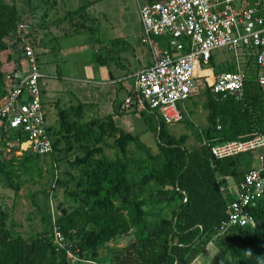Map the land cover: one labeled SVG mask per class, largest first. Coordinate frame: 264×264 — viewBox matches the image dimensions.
Segmentation results:
<instances>
[{
	"label": "trees",
	"instance_id": "16d2710c",
	"mask_svg": "<svg viewBox=\"0 0 264 264\" xmlns=\"http://www.w3.org/2000/svg\"><path fill=\"white\" fill-rule=\"evenodd\" d=\"M93 2L65 11L73 31L88 28L85 23L92 18L85 9ZM18 22L22 21L14 5L0 3V51L7 48L5 39ZM245 61V65L250 63ZM206 67L214 68L212 56ZM232 68V62L226 63L212 71L210 82L205 81L206 125L199 130L191 127L196 142L190 145L185 143L186 133L170 134L156 114L150 126L156 137L152 152L139 141L138 133L115 124L114 112L83 119V110L91 103L77 101L58 107L56 127H47L51 141L47 156L54 169L49 189L42 192L48 202L54 190L62 188L63 201L68 203L57 202L54 211L48 203V216L40 218L46 229L34 233H19L12 223L7 226L0 219V264H69L64 251L54 249L52 226L72 253L93 260L98 247L130 234L124 246L106 248L107 264H190L209 242L215 247L209 264H264V192L249 208L252 224H233L218 232L232 199L227 178H235L236 183L243 176L249 168V153L215 158L209 144L264 133V86L248 78L240 97L212 96L214 77ZM4 93L0 69V99ZM137 112L146 119V111ZM8 138L3 130L0 150ZM39 156L29 150L19 157L8 155L0 160V173L16 190L20 172L40 173L29 166Z\"/></svg>",
	"mask_w": 264,
	"mask_h": 264
},
{
	"label": "built area",
	"instance_id": "2783aa9c",
	"mask_svg": "<svg viewBox=\"0 0 264 264\" xmlns=\"http://www.w3.org/2000/svg\"><path fill=\"white\" fill-rule=\"evenodd\" d=\"M137 14L140 41L150 50V63L136 71L135 85L123 98L121 109L154 113L166 124L179 122L183 117L179 102L194 91L195 77L204 74L199 65L206 67L212 50L220 47L232 51L233 68L214 77L210 88L213 97H240L243 81L248 78L264 86V0L145 1L137 4ZM28 33V25L18 22L5 39L9 50L5 59L8 57L13 67L4 77L5 93L0 99V142L6 130L9 138L4 146L12 144L20 152L29 150L42 156L51 151V141L38 84L41 74ZM18 57L25 61V71L15 62ZM247 59L250 63L245 65ZM20 136L24 140H19ZM208 148L215 158L259 149L257 167H249L234 185H227L232 199L226 207V222H221L218 232L233 224H252L249 208L264 192V133L216 141ZM50 235L54 249L63 250L69 264H98L72 253L55 226Z\"/></svg>",
	"mask_w": 264,
	"mask_h": 264
},
{
	"label": "rangeland",
	"instance_id": "374dc122",
	"mask_svg": "<svg viewBox=\"0 0 264 264\" xmlns=\"http://www.w3.org/2000/svg\"><path fill=\"white\" fill-rule=\"evenodd\" d=\"M87 1L92 0H0V3H12L14 5L16 14L22 22L28 25L30 38L34 41L33 50L36 54L38 71L41 74L38 84L45 113L44 122L47 127H56L58 107L63 108L76 103L68 90V78L81 75L83 67L88 68L92 64L99 65L100 63L96 59L100 57L105 62L104 65L111 66L114 60L119 59L123 65H129L131 69L135 68V62L130 51L131 47L128 43L117 37L107 40L110 35L107 36L106 33L101 32L104 29L102 21H105L101 13L106 15L112 25H118V20H122L123 24L119 22V31L120 28L124 29L125 34L123 37L135 38L146 50L145 45L139 40L140 27L137 14V4H142L145 0H120L124 7H122L118 17L108 16L107 9L104 12L100 11V13L96 11L91 14L94 17L85 23L88 28L75 32L68 19L64 17L65 11L76 9ZM105 3L108 5V2ZM113 29L112 34L117 35L115 33L117 32V26ZM101 39L105 41L103 45L107 43L108 48L99 47L97 43H94V40ZM243 51L251 50L244 48ZM6 52H9V50L0 51V69L4 77L13 67V63L5 59ZM118 54L119 58H116ZM211 54L214 68L203 67L202 71L207 76L205 79L198 74L201 70L196 71L199 77H195L194 91L188 98L179 102V106L183 111V119L179 122L165 124L166 130L172 135L177 136L186 133L185 143L187 145L196 142L191 127L194 126L199 130L206 125V110L203 108L205 81L207 83L211 81L213 70H219L226 63L233 61V53L226 47L214 49ZM15 62L20 63V71L26 70L25 61L22 58H16ZM251 73L252 69H248V75H252ZM97 115L98 113L94 109L84 108L83 110V119ZM145 117L144 120L143 116L137 111L131 112L127 124H124V122L118 124L125 131L138 133L139 141L148 146L152 152H155L156 137L150 126L155 123L156 116L154 113L147 112ZM106 141L110 142L111 138H107ZM19 152L15 145H7L0 150V160L6 159L11 154L19 157L21 155V152ZM109 152L110 150L104 147V153L109 154ZM258 153L259 149H255L246 156L248 167H257ZM29 163L30 167L35 166L40 173L37 174L34 170L20 172L19 180L21 182L16 190L5 181L4 174L0 173V219L4 225L9 226L12 223L13 229L25 234L46 229L40 218L48 216V203L53 211L57 202H62L63 205L68 203L66 200L63 201L62 188L54 190L55 195L54 197L49 196L48 202L42 192L44 189H49L51 173L54 169L50 156H39L35 162L30 161ZM13 165L15 167L16 163L14 162ZM58 167L61 168V160L58 162ZM15 181L16 178L12 177L11 182L14 183ZM227 183L230 186L234 185L235 178H227ZM53 215H55V212ZM130 237V234L121 235L115 240L108 241L103 246L98 247L94 257L95 261L98 264H107L108 254L106 248L124 246ZM214 252L215 247L209 242L190 264H209Z\"/></svg>",
	"mask_w": 264,
	"mask_h": 264
},
{
	"label": "crops",
	"instance_id": "0c3cea01",
	"mask_svg": "<svg viewBox=\"0 0 264 264\" xmlns=\"http://www.w3.org/2000/svg\"><path fill=\"white\" fill-rule=\"evenodd\" d=\"M92 1L94 2L88 4L85 9V12L90 18L94 17L91 14H94L96 11L100 13V11L104 12L106 11V9L108 11V16L113 15L114 17H118L120 15L122 7H124L123 4L120 3V0ZM105 2H108L109 6ZM86 3H88V1ZM114 13L117 15H115ZM101 14L105 20L102 21L104 29H102L101 32H103V34L106 33L105 35L107 36L110 35L107 40H112L117 37L122 38L124 42L128 43L129 47H131L130 51L132 54L133 61L135 62V68L131 69L129 65H123L119 61V59L117 61L114 60L111 66L106 64L104 65L105 62L103 60L96 59L100 63L99 65L92 64L88 68L83 67L81 75L68 78V90L74 99L73 101L91 103V106H86L85 108L94 109L98 113L97 116H102L104 114L114 112L113 121L116 125L119 122H124V124H127L128 117L132 112V108L124 110L120 108V104L123 98L126 97L129 91L135 85L136 71L139 68L146 66L150 63V50L146 46L145 50L135 38L128 39L125 37V39L123 37L125 34L124 29L120 28L119 31V22L123 24L122 20H118V25H112L106 15L103 13ZM116 26L117 32L115 33H117V35L112 34V31H114L113 28ZM94 41V43H97L99 47L103 46L104 48H108L107 43L103 45L105 42L103 39ZM116 58H119V54L116 56ZM118 95H120V97H118ZM118 126L121 127L119 124Z\"/></svg>",
	"mask_w": 264,
	"mask_h": 264
}]
</instances>
